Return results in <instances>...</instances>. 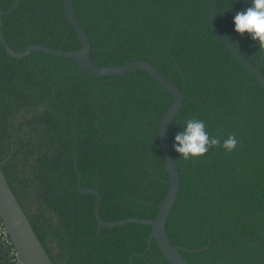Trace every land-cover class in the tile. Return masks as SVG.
<instances>
[{
  "label": "trees",
  "instance_id": "1",
  "mask_svg": "<svg viewBox=\"0 0 264 264\" xmlns=\"http://www.w3.org/2000/svg\"><path fill=\"white\" fill-rule=\"evenodd\" d=\"M212 0H73L96 67L151 63L184 100L168 139L180 186L166 220L189 264H264V90L208 25ZM251 0H217L215 25L264 76L259 47L234 31ZM0 32L14 51L37 44L79 48L63 0H0ZM171 95L145 72L86 74L69 58L32 51L17 59L0 44V167L53 264H170L151 227L104 222L154 219L169 187L158 139ZM188 118L221 141L185 162L173 151ZM75 160V165H74ZM199 250L198 252H191Z\"/></svg>",
  "mask_w": 264,
  "mask_h": 264
},
{
  "label": "water",
  "instance_id": "2",
  "mask_svg": "<svg viewBox=\"0 0 264 264\" xmlns=\"http://www.w3.org/2000/svg\"><path fill=\"white\" fill-rule=\"evenodd\" d=\"M216 3L217 0L211 1L208 25L215 36L220 39L232 53V55L238 60V62L246 68L259 82L264 90V76L260 73L258 67L251 65L246 59H244L234 45L226 39V37L218 30L215 25L216 16ZM63 12L68 23L76 33L80 46L75 51H61L51 49L49 47L31 44L22 51L12 50L4 41L0 32V44L5 49L7 55L12 58L21 59L29 55L32 51H38L47 53L49 55L69 58L88 75L100 77V76H117L127 74L136 70L145 72L156 83L165 88L171 95V103L167 110L162 115L158 125V139L161 154L165 167L169 176L168 191L159 206L158 212L154 219H139V218H127L116 222H104L99 217L98 207L100 203V195L94 188H82L80 183L77 184V189L83 194H91L95 196V203L93 207L94 218L97 222V228H112L127 223H135L141 225H147L151 227V233L148 237L145 251L150 247V241L153 239L163 257L170 264H189L183 256L180 254L182 248L173 245L166 233L165 224L168 215L175 203L179 192L180 177L177 166L173 160L171 148L168 139L169 126L174 117L181 109L184 100V86L179 90L176 85L169 79L161 75L158 70L148 61L136 60L129 62L119 67H96L91 59L90 50L91 45L89 39L81 26L74 8L73 0H63ZM1 16L0 12V28H1ZM264 155V154H263ZM75 165V160H74ZM0 218L6 229V232L10 238V241L15 248L22 264H53L49 259L47 253L38 240L35 232L33 231L26 215L17 202L13 192L11 191L7 180L0 167ZM0 244L4 248V253L0 256V264H5L6 261L10 264L11 258L8 255L7 247L0 241ZM199 250H192L191 252H198Z\"/></svg>",
  "mask_w": 264,
  "mask_h": 264
},
{
  "label": "clouds",
  "instance_id": "3",
  "mask_svg": "<svg viewBox=\"0 0 264 264\" xmlns=\"http://www.w3.org/2000/svg\"><path fill=\"white\" fill-rule=\"evenodd\" d=\"M234 31L240 36L247 34L259 47L260 59L264 60V0H251V6L237 12L233 19ZM230 41V38H226ZM234 134L221 139L210 136L206 124L197 118H188L182 131L174 137L173 151L185 162L200 161L210 149L222 147L230 154L238 147Z\"/></svg>",
  "mask_w": 264,
  "mask_h": 264
},
{
  "label": "built area",
  "instance_id": "4",
  "mask_svg": "<svg viewBox=\"0 0 264 264\" xmlns=\"http://www.w3.org/2000/svg\"><path fill=\"white\" fill-rule=\"evenodd\" d=\"M0 241L4 244V246L7 247V252L11 258V262L13 264H22L15 248L13 247L10 241V238L6 232V229L3 225L1 218H0Z\"/></svg>",
  "mask_w": 264,
  "mask_h": 264
},
{
  "label": "crops",
  "instance_id": "5",
  "mask_svg": "<svg viewBox=\"0 0 264 264\" xmlns=\"http://www.w3.org/2000/svg\"><path fill=\"white\" fill-rule=\"evenodd\" d=\"M2 254H5V253H4V248H3L2 245L0 244V256H5V255H2ZM5 264H10V263L6 261Z\"/></svg>",
  "mask_w": 264,
  "mask_h": 264
}]
</instances>
